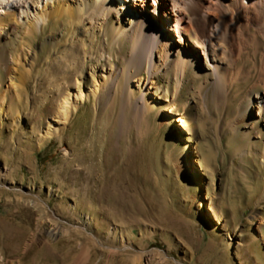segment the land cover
<instances>
[{
	"label": "rangeland",
	"instance_id": "374dc122",
	"mask_svg": "<svg viewBox=\"0 0 264 264\" xmlns=\"http://www.w3.org/2000/svg\"><path fill=\"white\" fill-rule=\"evenodd\" d=\"M44 4L26 0L16 16ZM10 65L0 55V264H264V141L230 128L210 94L188 81L176 105L193 148L157 107L130 112L123 131L121 81L108 111L88 101L66 119Z\"/></svg>",
	"mask_w": 264,
	"mask_h": 264
},
{
	"label": "bare ground",
	"instance_id": "6f19581e",
	"mask_svg": "<svg viewBox=\"0 0 264 264\" xmlns=\"http://www.w3.org/2000/svg\"><path fill=\"white\" fill-rule=\"evenodd\" d=\"M25 1L0 0V10H8L0 17V55L17 66L8 70L20 75L24 90L53 94L66 119L88 101L108 111L121 81L123 131L130 112L146 119L157 107L196 148L197 132L176 107L190 81L196 93L211 95L230 128L245 127L264 141V0H44L21 22L16 14ZM62 231L52 227L48 238ZM118 232L111 229V243Z\"/></svg>",
	"mask_w": 264,
	"mask_h": 264
}]
</instances>
